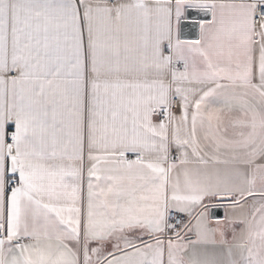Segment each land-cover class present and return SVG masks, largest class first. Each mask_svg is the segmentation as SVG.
Wrapping results in <instances>:
<instances>
[{
  "label": "snow or ice",
  "instance_id": "6c2138e0",
  "mask_svg": "<svg viewBox=\"0 0 264 264\" xmlns=\"http://www.w3.org/2000/svg\"><path fill=\"white\" fill-rule=\"evenodd\" d=\"M0 264H264V0H0Z\"/></svg>",
  "mask_w": 264,
  "mask_h": 264
}]
</instances>
